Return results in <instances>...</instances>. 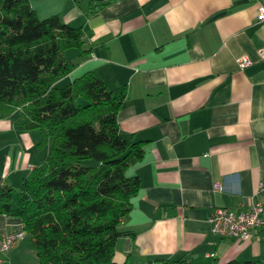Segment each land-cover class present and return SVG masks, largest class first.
I'll return each mask as SVG.
<instances>
[{
  "label": "crops",
  "instance_id": "1",
  "mask_svg": "<svg viewBox=\"0 0 264 264\" xmlns=\"http://www.w3.org/2000/svg\"><path fill=\"white\" fill-rule=\"evenodd\" d=\"M259 3L264 0H30L40 17L56 13L83 29L90 52L67 57L78 63L64 79L92 70L109 88L126 90L119 133L144 151L127 169L140 186L119 223L129 233L116 239V263L212 256L264 264L263 231L240 240L210 232L207 221L215 207H264ZM241 56L252 63L241 69ZM37 132L0 118L4 184H19L45 158L48 146L38 144ZM22 228L20 218L0 213V232ZM1 257L0 264H40L26 233Z\"/></svg>",
  "mask_w": 264,
  "mask_h": 264
},
{
  "label": "trees",
  "instance_id": "2",
  "mask_svg": "<svg viewBox=\"0 0 264 264\" xmlns=\"http://www.w3.org/2000/svg\"><path fill=\"white\" fill-rule=\"evenodd\" d=\"M68 49L90 52L81 26L40 17L30 0H0V118L38 129V144L49 145L19 188L0 172V213L21 219L40 264H118L116 239L129 233L119 223L140 186L127 169L143 144L119 133L124 87L109 88L92 70L64 79L78 63ZM139 264L262 262L156 256Z\"/></svg>",
  "mask_w": 264,
  "mask_h": 264
},
{
  "label": "built area",
  "instance_id": "3",
  "mask_svg": "<svg viewBox=\"0 0 264 264\" xmlns=\"http://www.w3.org/2000/svg\"><path fill=\"white\" fill-rule=\"evenodd\" d=\"M257 21L264 27V5L258 4ZM258 56L264 59V46L258 49ZM239 67L245 68L252 63L247 56L238 58ZM264 186V181L260 182ZM214 183V188H218ZM210 232L224 237H234L240 240H249L252 236H258L259 231L264 232V207L260 202L250 205L247 210L235 211L226 207H215L208 216ZM25 234L24 229L16 231L0 232V262L1 255L8 251Z\"/></svg>",
  "mask_w": 264,
  "mask_h": 264
},
{
  "label": "rangeland",
  "instance_id": "4",
  "mask_svg": "<svg viewBox=\"0 0 264 264\" xmlns=\"http://www.w3.org/2000/svg\"><path fill=\"white\" fill-rule=\"evenodd\" d=\"M72 52H74V49H68V50L65 51V55H66L67 57H72V55H70ZM59 84H63V82H60ZM35 131L37 132L38 130L35 129ZM37 133H38V132H37ZM46 145L49 146L48 144H46ZM46 145H44V146H46ZM44 146H42V147L45 148ZM90 162H91V161H90ZM90 162H89V163H90ZM20 185H21V181H20L19 184L15 185V187H16V188H19Z\"/></svg>",
  "mask_w": 264,
  "mask_h": 264
},
{
  "label": "water",
  "instance_id": "5",
  "mask_svg": "<svg viewBox=\"0 0 264 264\" xmlns=\"http://www.w3.org/2000/svg\"><path fill=\"white\" fill-rule=\"evenodd\" d=\"M97 1H105V0H97Z\"/></svg>",
  "mask_w": 264,
  "mask_h": 264
}]
</instances>
